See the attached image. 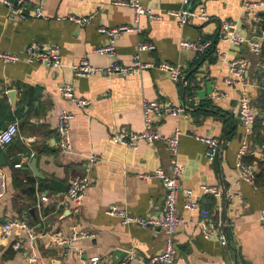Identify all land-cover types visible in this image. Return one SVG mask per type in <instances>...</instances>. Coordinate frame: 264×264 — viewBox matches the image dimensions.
Instances as JSON below:
<instances>
[{
  "label": "crops",
  "instance_id": "0c3cea01",
  "mask_svg": "<svg viewBox=\"0 0 264 264\" xmlns=\"http://www.w3.org/2000/svg\"><path fill=\"white\" fill-rule=\"evenodd\" d=\"M120 0H30L31 10L43 5L45 18L29 17L14 22L0 3V49L22 52L31 43H56L62 49V66L47 67L41 63L5 64L0 60V131L12 123L19 127L18 137L2 149L6 166V190L0 197V225L20 219L33 226L39 238L36 245L15 233L9 241H0V264H31L35 254L39 264H82L92 256H100L101 264H121L133 255L128 264H148L161 253L166 234L158 228L124 225L120 218L109 216L110 206L126 209L131 215L155 218L164 202L162 183L143 179L140 173L166 168L169 154L162 142L141 143L135 151L109 141V134L127 128L144 129V100H159L180 106L193 98L195 108L182 116L155 119L156 129L171 135L183 131L179 162L185 167L184 189L201 195L200 207L211 218L222 222L230 231V242L223 247L217 236L205 239L200 231L199 215L183 207L179 197V214L186 219L176 235L177 259L174 264H264V42L261 55L249 45L235 47L216 38L222 21L239 22L246 37H260L261 27L242 13L244 0H193L191 6H205L210 21L181 27L166 16L162 21L141 17L135 23L131 7L118 6ZM144 6L162 10H178L183 0H140ZM264 1V0H251ZM96 13L85 26L59 18L68 15L88 16ZM264 20V6L259 10ZM136 26L139 31L124 33L116 39L117 58L132 62L140 42H150L154 51L141 54L145 62L179 64L185 73L182 84H175L169 74L157 69L144 70L130 77L96 75L78 77L70 65L85 59L93 66H104L111 58L96 50L109 41L98 32L100 26ZM213 40L214 49L198 58L192 51L180 48L182 40ZM227 53L228 60L244 59L249 92L257 118L251 135L249 153L244 161L255 168L259 177L254 183L240 180L236 167L237 154L247 137L241 120L231 114L240 87L227 85L224 63L215 49ZM64 84L74 87L80 98L91 101L86 108L77 107L59 93ZM214 90L227 97L214 102ZM67 110L75 115L72 122V153L58 148L56 126L59 114ZM196 136L220 138L225 141L219 157L210 161L207 147ZM90 155L98 157L90 172L91 185L81 207L66 200L71 180L85 173ZM23 157L28 160L15 168ZM35 160V163H33ZM259 162L263 166H259ZM32 165V166H31ZM218 186L221 199L204 194L202 185ZM90 233L70 245L53 244L54 237H69L73 231ZM228 235V233L226 232ZM19 244L18 250L14 249Z\"/></svg>",
  "mask_w": 264,
  "mask_h": 264
},
{
  "label": "built area",
  "instance_id": "2783aa9c",
  "mask_svg": "<svg viewBox=\"0 0 264 264\" xmlns=\"http://www.w3.org/2000/svg\"><path fill=\"white\" fill-rule=\"evenodd\" d=\"M30 0H0V3L7 10V18L11 21H25L29 17L45 18L44 7L39 5L36 9L31 10L28 6ZM157 1V0H152ZM193 0H183V6L178 10H162L154 7L144 6L140 0H120L116 1V5L131 7L135 15V23L137 24L141 17H147L152 21H162L166 16L174 17L181 27L192 24L207 23L210 21V16L205 6L193 8L191 3ZM264 6V1L244 0L242 5V13L245 17L252 20L255 26H260L262 34L260 37H246L239 29V22L232 20L222 21L219 25L216 38L227 42L231 46L242 47L249 45L251 51L255 55H261L262 43L264 42V20L259 15V10ZM96 17V13L88 16L68 15L61 20H68L78 27L89 25ZM139 31L136 26L121 25L118 27L108 28L100 26L98 32L108 37L109 41L106 45L98 48L97 53L105 54L112 60L104 66H93L89 61L83 59L78 63L70 65L74 75L83 78H89L96 75L106 77L121 76L130 77L141 73L144 70L157 69L169 74L171 80L175 84H182L185 77L183 68L177 64L168 62L154 63L145 62L141 58V54L147 51H154L156 46L150 42H140L138 44L137 53L129 64L122 63L117 58L116 39L124 33ZM180 48L185 51L194 52L200 59L207 54L209 50L214 49L213 40H182ZM217 58L224 63L227 75L224 79L227 85H237L240 87V94L236 100V104L231 108V114L241 120L245 127L247 137L242 141L237 154L236 167L240 172V180L254 183L256 179L255 168L252 165L245 163L244 158L249 153L250 142L248 135H251L253 126L256 122V112L253 108L251 96L247 91L246 85V69L247 62L244 59L234 61L228 60L227 53L221 49H215ZM0 60L5 64H15L18 62L41 63L51 68H59L62 66V49L56 43L38 44L31 43L25 47L22 52H7L0 49ZM61 97L74 103L77 107L86 108L91 104V101L80 98L70 84H64L59 88ZM227 95L220 91L214 90L211 94V99L218 102ZM197 103L193 98H189L180 106H174L170 102L159 100H144L143 102V118L144 129L137 133L127 128L112 131L109 134V141L115 145H122L133 150H137L141 143L153 144L162 142L166 145L169 162L166 168H158L148 173H140L139 177L143 179H158L163 186L164 202L158 209L157 217L144 218L131 215L126 209L110 206L106 210V214L121 219L124 225H136L141 228H158L166 234V243L164 250L152 256L148 264H174L177 259V243L175 235L178 229L187 221L179 214V197L183 195L185 201L184 209L197 213L199 215V226L202 236L205 239H210L217 236L223 247H227L230 242V237L224 230L222 222H216L211 218L208 210L200 207L201 195L196 194L191 189L182 187V180L185 174V167L179 162V147L183 131L176 129L171 135H164L156 129L155 119L166 118L169 116H182L192 111ZM75 115L67 110H63L58 117L56 133L58 139V148L61 153L69 154L73 151L71 129ZM19 135V127L17 123H12L0 132V147L10 145ZM197 140L204 143L207 147L206 157L210 161H214L219 157L225 141L220 138L200 137L196 136ZM28 160L23 157L21 162L15 165V168H22ZM89 163L85 168V173L75 176L69 185L66 200L76 207H81L87 195V191L92 183L90 172L93 165L98 161V157L90 155ZM6 190V175L0 169V197ZM201 190L204 194H211L214 197L221 199L223 191L218 186L202 185ZM261 227L264 230V211L261 217ZM15 233L25 235L31 244L36 245L39 235L36 229L26 221L15 219L3 225H0V241H9ZM91 234L75 230L65 238L56 236L52 243L57 245H70L79 239L91 238ZM20 245H14V249L18 250ZM135 258L133 255H127L121 264H128ZM41 256L35 254L30 258L31 264H39ZM100 256H92L82 264H101Z\"/></svg>",
  "mask_w": 264,
  "mask_h": 264
},
{
  "label": "water",
  "instance_id": "95a60500",
  "mask_svg": "<svg viewBox=\"0 0 264 264\" xmlns=\"http://www.w3.org/2000/svg\"><path fill=\"white\" fill-rule=\"evenodd\" d=\"M1 132V131H0ZM6 151H7V149H2L1 147H0V164L2 165V166H6V161H5V158H4V154L6 153ZM33 163H35V160H33ZM32 166V165H31ZM226 232L228 233V236L230 237V231H229V229H227L226 228Z\"/></svg>",
  "mask_w": 264,
  "mask_h": 264
},
{
  "label": "trees",
  "instance_id": "16d2710c",
  "mask_svg": "<svg viewBox=\"0 0 264 264\" xmlns=\"http://www.w3.org/2000/svg\"><path fill=\"white\" fill-rule=\"evenodd\" d=\"M264 46V45H263ZM211 50H209L208 52H210ZM259 166L262 167L263 166V163L262 162H259ZM263 168H262V171L261 173H263ZM255 175H256V178L259 177L258 174L255 172Z\"/></svg>",
  "mask_w": 264,
  "mask_h": 264
}]
</instances>
